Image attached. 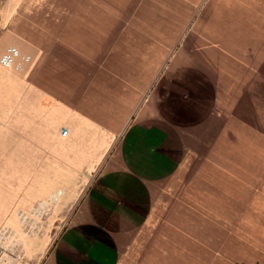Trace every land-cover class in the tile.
Masks as SVG:
<instances>
[{
    "label": "crops",
    "instance_id": "obj_1",
    "mask_svg": "<svg viewBox=\"0 0 264 264\" xmlns=\"http://www.w3.org/2000/svg\"><path fill=\"white\" fill-rule=\"evenodd\" d=\"M211 1L0 0V58H32L0 64L21 264H264V0Z\"/></svg>",
    "mask_w": 264,
    "mask_h": 264
},
{
    "label": "built area",
    "instance_id": "obj_2",
    "mask_svg": "<svg viewBox=\"0 0 264 264\" xmlns=\"http://www.w3.org/2000/svg\"><path fill=\"white\" fill-rule=\"evenodd\" d=\"M31 59L30 56L23 55L17 48L10 47L1 56L0 64L6 69L21 71ZM61 134L65 136L67 130L63 128ZM55 201H57V197L54 196L47 202H39L30 214L20 213L18 219L21 230L33 235L37 228L39 229L44 224ZM23 261L24 252L17 233L13 229L0 226V264H21Z\"/></svg>",
    "mask_w": 264,
    "mask_h": 264
},
{
    "label": "rangeland",
    "instance_id": "obj_3",
    "mask_svg": "<svg viewBox=\"0 0 264 264\" xmlns=\"http://www.w3.org/2000/svg\"><path fill=\"white\" fill-rule=\"evenodd\" d=\"M211 1V0H210ZM211 3H212V1H211ZM184 25H182V24H178L177 25V27L179 28V29H181L182 27H183ZM197 25H195L194 27H196ZM186 31H188L187 29L185 30V32ZM194 31H196V28H194ZM180 41H182V40H180ZM180 41H179V45H181V46H183L184 44H180ZM183 43H185V42H183ZM43 225H41L40 227H39V229L42 227ZM1 227H3V226H1ZM39 229L37 228V230L34 232V234L32 235L31 233H26L25 231H23L22 230V234L23 235H25V236H27V237H30V236H34L35 234H36V232H38L39 231ZM31 231H33V230H31ZM19 237H20V235H19ZM20 240V239H19ZM24 251V250H23ZM24 254H25V251H24Z\"/></svg>",
    "mask_w": 264,
    "mask_h": 264
}]
</instances>
